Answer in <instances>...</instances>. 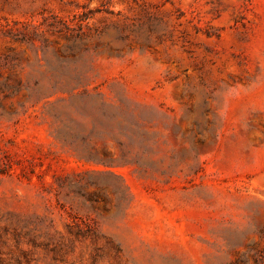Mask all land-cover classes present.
I'll list each match as a JSON object with an SVG mask.
<instances>
[{
	"label": "rangeland",
	"instance_id": "rangeland-1",
	"mask_svg": "<svg viewBox=\"0 0 264 264\" xmlns=\"http://www.w3.org/2000/svg\"><path fill=\"white\" fill-rule=\"evenodd\" d=\"M0 264H264V0H0Z\"/></svg>",
	"mask_w": 264,
	"mask_h": 264
}]
</instances>
